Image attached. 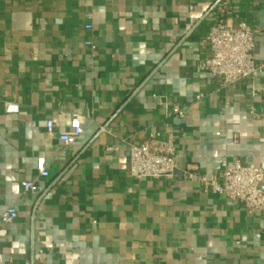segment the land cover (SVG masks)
Returning a JSON list of instances; mask_svg holds the SVG:
<instances>
[{
	"label": "crops",
	"instance_id": "obj_1",
	"mask_svg": "<svg viewBox=\"0 0 264 264\" xmlns=\"http://www.w3.org/2000/svg\"><path fill=\"white\" fill-rule=\"evenodd\" d=\"M227 1L264 64V0ZM219 16L214 0H0V212L18 213L0 221V264H264V220L185 178L264 168V68L222 88L199 67ZM72 113L84 132L66 147ZM157 133L179 170L130 176L129 144Z\"/></svg>",
	"mask_w": 264,
	"mask_h": 264
},
{
	"label": "built area",
	"instance_id": "obj_2",
	"mask_svg": "<svg viewBox=\"0 0 264 264\" xmlns=\"http://www.w3.org/2000/svg\"><path fill=\"white\" fill-rule=\"evenodd\" d=\"M219 6L220 16L205 34L210 54L200 64V69L213 77H220L222 88H227L240 80L254 81L264 68L256 60V31L245 21L234 19L228 11L227 0H214ZM90 28L88 24L86 26ZM87 45L95 46L91 41ZM6 113H18L20 105L13 100L4 102ZM174 118L181 117L179 108L171 111ZM55 122L47 121V130L53 131ZM71 133H60L59 139L68 147L75 143L84 130L78 113L71 114ZM175 145L171 139H163L160 134H151L140 142L129 144L128 174L136 179H172L179 170L175 156ZM38 176L50 175L45 156L36 160ZM185 178L196 179L204 189L222 194L232 201L239 202L246 212L264 220V168L240 159L224 162L221 177L207 178L197 167L185 170ZM26 192L39 193L40 188L34 180L22 182ZM18 216L17 210L10 206L0 212V221L11 222Z\"/></svg>",
	"mask_w": 264,
	"mask_h": 264
}]
</instances>
